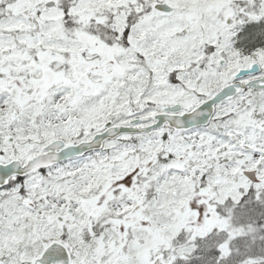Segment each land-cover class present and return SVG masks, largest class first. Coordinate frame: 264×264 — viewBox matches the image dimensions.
Returning a JSON list of instances; mask_svg holds the SVG:
<instances>
[{
  "label": "snow or ice",
  "instance_id": "obj_1",
  "mask_svg": "<svg viewBox=\"0 0 264 264\" xmlns=\"http://www.w3.org/2000/svg\"><path fill=\"white\" fill-rule=\"evenodd\" d=\"M0 264H264V0H0Z\"/></svg>",
  "mask_w": 264,
  "mask_h": 264
}]
</instances>
